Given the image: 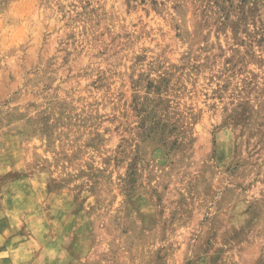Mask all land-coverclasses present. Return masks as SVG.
<instances>
[{
  "label": "rangeland",
  "instance_id": "1",
  "mask_svg": "<svg viewBox=\"0 0 264 264\" xmlns=\"http://www.w3.org/2000/svg\"><path fill=\"white\" fill-rule=\"evenodd\" d=\"M0 264H264V0H0Z\"/></svg>",
  "mask_w": 264,
  "mask_h": 264
}]
</instances>
